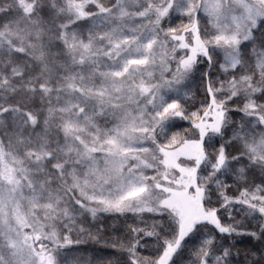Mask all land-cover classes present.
Here are the masks:
<instances>
[{
  "label": "snow or ice",
  "instance_id": "obj_1",
  "mask_svg": "<svg viewBox=\"0 0 264 264\" xmlns=\"http://www.w3.org/2000/svg\"><path fill=\"white\" fill-rule=\"evenodd\" d=\"M0 264H264V0H0Z\"/></svg>",
  "mask_w": 264,
  "mask_h": 264
},
{
  "label": "trees",
  "instance_id": "obj_2",
  "mask_svg": "<svg viewBox=\"0 0 264 264\" xmlns=\"http://www.w3.org/2000/svg\"><path fill=\"white\" fill-rule=\"evenodd\" d=\"M89 220H91V217H89ZM100 221L104 224L101 242L96 243L89 240L86 243L77 246L79 248V252H77L76 255L79 258L87 260L89 258L107 257L114 250L107 246L104 243V240H112L123 236L126 232L127 225L132 223V216L131 214H128L127 219L124 217L117 219L114 216L103 214L100 217ZM235 240L239 242L237 244L238 247H243L249 243L247 238L236 237Z\"/></svg>",
  "mask_w": 264,
  "mask_h": 264
}]
</instances>
